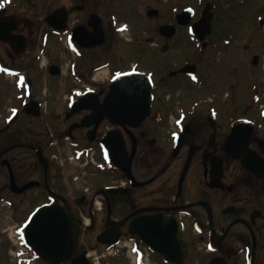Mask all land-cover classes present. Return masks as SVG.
<instances>
[{
  "label": "flooded vegetation",
  "instance_id": "flooded-vegetation-1",
  "mask_svg": "<svg viewBox=\"0 0 264 264\" xmlns=\"http://www.w3.org/2000/svg\"><path fill=\"white\" fill-rule=\"evenodd\" d=\"M259 1L59 0L56 4L55 0H0L3 4L0 7V81L5 77L22 81L27 92L28 82H33L32 73L41 78L62 77L64 68L59 63L67 61L68 53L74 55L70 59L73 64L67 65L69 78L76 83H84L87 80L96 81V74L109 71L114 54L125 56V52L135 49V56H142L147 49L145 40L154 43L158 49V55L149 60L153 67L132 66L113 72L110 69L107 81L86 85L102 98L115 76L127 72H149L153 82V99L151 112L142 122L119 125L104 116L98 123L92 121L91 129L73 130L70 129L71 122L77 123L93 111L66 113L73 118L68 122L64 114L67 109L63 104L59 115L64 112L61 116L66 128L58 133L49 132L47 137L50 141L53 135L61 134L60 139L68 134L75 150H88L89 147H96L97 150V147L101 148L100 141L106 133L119 130L127 157L122 159L114 155L113 158L123 167H127L130 161V173L123 172L112 163L106 177L115 179L106 182L107 186L123 190L114 192L107 191V186L100 190L89 187V193L71 197L70 201L74 204L71 206L69 197L58 196L57 188L52 187L59 177L56 162L49 159L48 167L44 169L38 161L35 165L25 158L24 165L19 154V132L14 128V122L19 116L33 118L27 113L33 110L27 98L21 107L19 103L15 105L14 112L12 107L9 109L13 113L10 122L0 123V169L4 170L0 172V206L6 204L16 210L32 189L40 193L41 187L55 194L56 200L63 199L62 203L74 212L78 224V242L72 258L80 252L87 254L90 248L96 251L99 246L103 254L111 253L112 246L98 239V234L107 229L120 232V240L129 243L124 244L126 251L139 256V264H148L150 256L154 257V264H187L193 249L197 252L204 250L201 253L203 264H235L233 259L238 260V264H264V13L252 9L245 15L241 14L244 6ZM219 5L225 11L230 5L238 9L234 14L244 31L241 41L233 46L227 32H224L223 38L216 36L215 25L218 17H222ZM205 8L212 15L211 29L201 23ZM56 10H59L61 19L51 17ZM19 11H28L30 16L20 17ZM136 16L145 24L148 19L158 20L157 27H154L155 37H144L142 34L126 42H119L118 38L116 41L111 35H123L121 33L129 29L126 26L128 23L122 20L137 21ZM57 23L62 25L56 27ZM145 28L143 26L137 31L145 33ZM191 28L198 33L193 34ZM101 36L103 43L99 45ZM51 40H55L58 46L50 44ZM109 41H113L109 46L113 49L111 57L99 63L100 56L94 55ZM52 45L58 51L56 62H50L42 70V59L49 55ZM127 48L130 49L126 51ZM215 49L222 52V57L207 59ZM229 49L237 51L228 55ZM179 55L184 57L178 63L176 58ZM228 57L233 64L229 65ZM120 59L124 60L121 56ZM84 60H87L85 65L82 63ZM52 64L59 67L50 70ZM186 65L191 68L181 72ZM216 70L218 77L211 74ZM50 71L59 74L52 76ZM229 82H234L230 88ZM215 86L224 90L220 98L215 97L211 90ZM31 89L33 91V85ZM180 89H191L200 94L206 89L212 97L199 98L201 105L195 102L198 99L193 100L197 106L185 108L184 101L180 102V99L171 103V99L180 97ZM2 93L0 87V100ZM33 127L36 128L35 124ZM25 140L22 146L32 147L34 158L39 160L41 146L38 143L30 146ZM107 141L108 144L116 143L113 137ZM39 167L43 172L42 180L36 177ZM30 182L36 183L31 185ZM95 192L101 194L100 208L94 202ZM22 195L25 196L21 198ZM93 205L100 214L96 219L103 228L94 236V245H82L79 244L80 226H85V231L89 232L96 224L92 216L95 214ZM88 206L90 217L86 224L81 217ZM113 210H121L125 214L119 220H112ZM149 214H154L162 224L170 226L160 227V232L156 234L150 233L148 241L156 245L161 253L152 250L130 231V223L135 217ZM173 219L181 222L183 259L181 247L174 242L171 234L175 223ZM200 243L204 245L197 246ZM165 253L171 261L166 260ZM33 261L50 264L38 257H34ZM70 261L64 264H70Z\"/></svg>",
  "mask_w": 264,
  "mask_h": 264
},
{
  "label": "rangeland",
  "instance_id": "rangeland-1",
  "mask_svg": "<svg viewBox=\"0 0 264 264\" xmlns=\"http://www.w3.org/2000/svg\"><path fill=\"white\" fill-rule=\"evenodd\" d=\"M187 2V1H186ZM185 2V3H186ZM217 2H219V0H217ZM55 3L58 4L59 0H55ZM221 3H224V1H222ZM220 3V4H221ZM43 3H41L42 5ZM245 8L241 10V14L243 13V15L247 14L249 11H251L253 9V11L255 12H259V13H264V0L263 1H259V2H253L250 3L246 6H244ZM218 11L220 14H222V17L219 16L218 20L216 22L217 28H216V36L219 38H223L224 36V32H227L228 34V39L231 40V42H233V44L231 46L234 45L235 42L241 41V37H242V33H243V26L237 23V19H236V14L238 12V9L235 8V6L232 7V5H230L226 11L225 8L221 7L219 5L218 7ZM241 14H239V17H241ZM19 16H25V17H29L30 13L28 11L22 12L19 11ZM137 18H135L137 21H135L134 19H127L124 18L122 21H126L128 24L126 25L129 29H127V31H124L123 35H111L116 41L118 38L119 42H126L132 38H134L135 36L139 37L140 35L143 34L144 37H155V31H154V27H157L158 25V20L152 19V20H147L146 24L140 21V18L138 16H136ZM239 19V18H238ZM107 21V19H106ZM143 26L147 29L144 32H140L137 31V29L139 28H143ZM228 28H231L232 31H230ZM237 28V30H236ZM241 29V30H240ZM264 37V35L262 36ZM122 38V39H121ZM121 39V40H120ZM139 41V39L137 40ZM113 42V41H112ZM111 41H109L108 43H106L104 46H102L103 48L100 49V51L94 55L97 56L99 55V63L105 61H108L111 57V53L113 49H109V46L112 43ZM156 43V41H155ZM50 44L56 45L55 47L58 46V44L56 43L55 40H51ZM119 44V43H118ZM140 44L143 45V42L141 41ZM53 45L51 46V51L49 52V55L45 56L42 59L41 62V69L43 70L45 68L46 65H48L50 62H56V56L58 55V51H55V49H53ZM145 45L147 47V49L145 50L144 54H142V56H135L136 54V50L135 49H131L129 52H125V56H123L121 53H119V55L121 57L124 58V60L120 59L119 55H113L111 58L112 62H111V66L110 69L111 71H115V70H121V69H126V68H131L132 66H135V68H142L144 66L146 67H153L152 64L150 63L149 60H151V58H153V56L155 57V55H158V52L156 49V45H154V43H150L149 41L145 40ZM117 46V45H116ZM115 46V47H116ZM119 46V45H118ZM140 45H138L139 47ZM132 48H137V47H132ZM130 48H127L126 51H128ZM138 49V48H137ZM219 49V48H218ZM237 50H228L227 53L228 55L233 54L234 52H236ZM176 53V52H175ZM180 53V51L178 52ZM89 55V54H88ZM149 56H151L149 58ZM185 56L187 57V53H185ZM74 56H72L70 53H68L67 61H61L59 64L63 65L64 68V73L62 77H48L45 76V80L44 78L38 77L37 74L32 73V80L33 82L35 81V85H34V89H33V96L38 99L41 100L42 96L46 98L45 101V110H46V117L42 118V116L39 117H26V116H19V118L14 122V128L18 129L19 132V138H20V142H21V147L19 148V154L21 156L22 159V163L26 164L25 158H27V162H30L32 164L35 163V165H38V162L36 160V158H34V153H33V148H29V146H22V144L24 143V139H26L25 141L28 142L26 144H29L30 146H33V144H37L41 146V150L42 152L45 154V156L49 157V155L54 152V148L51 149L49 146V141L47 139L48 134H49V130L48 127L50 129H52L53 131H56L57 133L59 131H61L62 129L65 130L66 126H65V122L62 118V114L59 115V112L61 110V101H65L66 98V93H68V91L72 88L78 87L79 90H83L86 85H91L93 86L95 82H105L107 81L109 74H110V69L105 70L103 72H100L99 74L95 75V79L96 81H91V80H87L84 83H76L75 81H73L72 79H70V75L68 73V66H71L73 64V62H70V59H72ZM174 58H176L177 56H173ZM182 57L184 56H178L177 62L179 63V61L182 60ZM213 57L216 58H221L222 57V52H220V50H214L210 56H208L207 59H212ZM87 60L82 61V63L85 65ZM134 61V62H133ZM147 61V62H146ZM232 59L230 57H228V63L233 64ZM220 63V61H219ZM82 65V64H81ZM207 71L209 72V69H207ZM205 72V70H204ZM212 76L214 75V77H218L219 72L218 70L216 71H211ZM228 75H230V72L228 73ZM36 76V77H35ZM209 76H210V72H209ZM232 77V76H231ZM231 77H229L228 79H230ZM233 78V77H232ZM231 80H235V79H231ZM229 81V80H228ZM18 83V84H17ZM234 84V82H229V88L230 86ZM219 85V83L217 84ZM0 87L2 88V98L0 100V123H2V121L6 124L8 122H10L13 113H10L8 110L12 107V111L16 109L15 105H18L21 107L23 100H25V94H26V88H25V84L22 81L16 82L13 78L5 77V80L3 79L2 81H0ZM228 88V92H230L231 90ZM219 88L218 86H215L211 88L213 94H215V97H219L221 95V92L224 91ZM264 91V89H263ZM203 94L200 93H195L194 91H192L191 89L186 90V89H180V97H175L173 99H171V103H175V101H177V99H180V102L184 101V105L187 107H194L197 106V104L201 105V99L204 97H207L208 95L211 96V94H209V91L204 89ZM15 94V96L13 97V95ZM193 94V95H192ZM192 96V97H191ZM190 97V98H189ZM212 97V96H211ZM189 98V99H187ZM201 98V99H199ZM219 98H217V100H219ZM198 99V100H196ZM193 100H196L195 102H197L196 105L195 102H192ZM186 103V104H185ZM188 103V104H187ZM172 105V104H171ZM9 108V109H8ZM14 112V111H13ZM172 113H174V110L171 111ZM73 118H70L68 120L71 121ZM172 119V118H171ZM35 124L36 128L33 127V125ZM65 127V128H64ZM48 141V143H47ZM30 142V143H29ZM96 150V147H94ZM50 150V151H49ZM98 150V149H97ZM97 150L95 151V161L96 163H91L89 162L88 164L83 166V163H79L78 167H76L75 169H73L69 164H65L64 165V170L67 174H69L70 176V169H73L74 171H78L81 172V174H84V177H86L85 182L90 186V188H93L94 185L97 184H104L107 182H111L112 179H115L111 176H108V179L106 177V174L104 173H99L98 172V166L97 161H100V154L97 152ZM59 151H61V149H59ZM62 152V151H61ZM59 155L60 153L57 152ZM11 154H8V156ZM63 155V154H62ZM102 160V159H101ZM29 163V166H30ZM99 164H105V161L102 160L100 162H98ZM24 164V165H25ZM31 164V165H32ZM40 165V164H39ZM78 169V170H77ZM109 167L107 168L105 166V170H108ZM2 168L0 169V172H2ZM4 171V170H3ZM73 172V171H72ZM108 172V171H105ZM42 168L39 167L38 171L36 172V177L38 179L42 180ZM35 176V175H34ZM70 179V178H69ZM49 181V185H50V179ZM71 180L67 181L65 180L66 186L69 187L72 191H74L75 193H79L81 191V188L79 186V184L75 183V182H71ZM51 186V185H50ZM65 186V188H66ZM52 187L55 188V184H52ZM58 188V186H56ZM42 189V187H41ZM60 190H63V188H61ZM70 190V191H71ZM32 193H37V189H32ZM71 191V192H72ZM32 193L28 196V200L22 201L21 205L19 206V208L15 211V210H11L9 209L8 206L6 205H2L0 206V264H41L37 261L32 262V258L29 252H27L26 254V248L24 247V245L21 243V235H20V231L22 230V224L24 223V221L26 220L28 214L30 213V209H32V207L36 204H38L41 200L40 198L37 199V197H32L31 199H29V197L32 195ZM75 193L72 192L73 195H76ZM63 195H66L65 192H62ZM96 194V193H95ZM25 196V195H24ZM23 195L21 196V198L24 197ZM101 198V197H99ZM69 200V205L74 206V204L70 201L71 197L68 198ZM24 202H27L23 205ZM73 204V205H72ZM39 205V204H38ZM101 205H97V208L100 207ZM27 207V208H26ZM93 207V211L95 214H93L92 216H94L95 218V226L89 231L86 232L85 231V226H80L81 228V242L79 244H87L89 246L94 245V236L100 231V229L103 228L102 224H99L97 221V217H99L100 214H98L99 212ZM74 209H76V206L74 207ZM88 210H89V206L85 208V211H83V215L86 217L87 220H85L86 222H89V215H88ZM125 214L124 211L121 210H113L111 213V219L112 220H119L123 215ZM100 225V226H99ZM125 242H121V244L115 248H113L111 253H102L103 249L99 246V250H96L95 253L92 254L91 258H95V264H129L130 262H134L135 260V255L130 254L127 250V247L125 245H129V243ZM203 243L198 244L197 246H203ZM82 248V246H81ZM203 249H200V252H197L196 249L192 251V253L189 255L191 256L190 259L188 260L187 264H203V256L201 255V253L203 252ZM103 254V255H102ZM98 257V258H97ZM149 263L148 264H154V257H149ZM153 258V259H152ZM233 261L238 264V260L233 259ZM240 261V260H239ZM130 263V264H132Z\"/></svg>",
  "mask_w": 264,
  "mask_h": 264
},
{
  "label": "water",
  "instance_id": "water-1",
  "mask_svg": "<svg viewBox=\"0 0 264 264\" xmlns=\"http://www.w3.org/2000/svg\"><path fill=\"white\" fill-rule=\"evenodd\" d=\"M99 41V43L102 42V40ZM150 89L151 82L147 76L132 74L119 77L111 83L110 90L102 103H99L98 98L92 92H88L73 102L72 107L75 108L73 111L82 108H95L97 112L95 116H88L76 125L86 126L92 121L98 122L103 115L110 116L119 123H140L150 113ZM115 139L117 143L113 144H108L107 138L104 139L109 157H112L113 153L117 156L124 154L122 142L117 137ZM124 171H128V169L124 168ZM150 217H141L134 221L137 226L132 227V231H135L141 240H149L148 233H146L149 229L156 231L157 228L162 226L159 223L160 219L153 215H150ZM163 225L168 226L169 224ZM172 228L174 230L172 232L174 242L178 244L179 234L176 221ZM77 236V224L74 214L66 206L53 203L43 205L34 211L24 225L23 240L26 246L32 248L34 253L45 260L51 263H60L71 257L77 244ZM108 236L112 237L109 241L115 244L118 241L119 233L104 231L98 236V239L106 240ZM179 244L181 246V243ZM152 247L160 252L156 245H152ZM164 255L167 257V253ZM167 259L170 258L167 257ZM72 264H90V262L84 254H80L72 260Z\"/></svg>",
  "mask_w": 264,
  "mask_h": 264
},
{
  "label": "snow or ice",
  "instance_id": "snow-or-ice-1",
  "mask_svg": "<svg viewBox=\"0 0 264 264\" xmlns=\"http://www.w3.org/2000/svg\"><path fill=\"white\" fill-rule=\"evenodd\" d=\"M3 6V4L2 3H0V7H2Z\"/></svg>",
  "mask_w": 264,
  "mask_h": 264
}]
</instances>
